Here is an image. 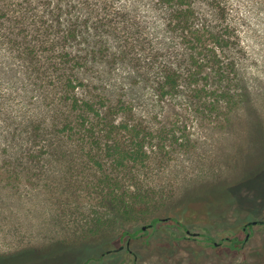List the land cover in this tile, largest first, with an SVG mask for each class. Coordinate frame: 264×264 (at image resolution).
I'll use <instances>...</instances> for the list:
<instances>
[{
	"label": "rangeland",
	"instance_id": "1",
	"mask_svg": "<svg viewBox=\"0 0 264 264\" xmlns=\"http://www.w3.org/2000/svg\"><path fill=\"white\" fill-rule=\"evenodd\" d=\"M192 1L230 41L215 68L202 66V95L190 88V52L158 0H116V24L74 45L90 52L78 63L82 93L105 101L103 110L125 103L150 134V156L126 166L107 153V139L58 131L69 108L50 45L35 55L0 34V264H264V224L244 229L264 219V0H223L227 19L212 0ZM165 64L185 72L176 95L157 89ZM227 88L235 102L226 93L210 105L213 90ZM110 178L119 192L126 182L150 190L148 208L128 215L110 205ZM234 236L241 247L219 243Z\"/></svg>",
	"mask_w": 264,
	"mask_h": 264
},
{
	"label": "trees",
	"instance_id": "2",
	"mask_svg": "<svg viewBox=\"0 0 264 264\" xmlns=\"http://www.w3.org/2000/svg\"><path fill=\"white\" fill-rule=\"evenodd\" d=\"M158 1L168 6L172 12L169 28L180 35L185 48L190 52L189 62L192 70L187 73L190 88L196 95H202L206 89L200 82L202 66L210 62L215 68L218 58L223 56L230 46V41L226 43L229 38L221 29L216 30L214 28L216 26L210 21L206 20L204 23L201 21L202 18L197 14L192 0ZM115 3L116 0H0V31L3 32L0 34L1 38L12 47L15 43L18 46L26 43V48L35 55L41 53V44L50 45L53 53L57 54L53 57L55 63L61 65L56 68L59 71L56 85L61 87L62 100L69 108L63 118L65 119L63 124H61L63 120L59 123L61 126L57 124L58 131L64 136L67 132L80 133L83 140L93 139L96 143L107 139V153L114 158L116 164L126 166L130 163H143L150 156L146 141L150 134L137 129L138 125L134 124L133 109H130L128 116L125 103L116 104L117 108L112 105L103 110L102 104L105 101L95 100L94 96H86L82 93L88 83L79 75L78 69L83 66H78V63L81 60H88L90 52L87 51L88 55L84 56L79 52L80 50L74 48L75 43H81L83 39L84 42L89 43L88 37L93 31L97 32L102 27L116 24L121 10ZM212 5L227 19L228 6L223 0H212ZM114 13L116 15L110 18ZM226 31L229 33L230 29ZM14 32L17 33L16 36H13ZM59 45L61 48L56 50ZM69 61H72L75 70H69ZM217 73L220 72L214 69V74ZM184 74L181 66L165 64L157 81L160 95L180 93ZM229 90V88L225 91L213 90L216 98H213L210 105L220 103L222 101L220 96L225 95ZM225 101L229 104L234 103L235 98L228 93ZM115 109L118 110L114 111ZM120 112L122 115L120 114L121 118H118ZM125 132L127 134H124ZM39 135H42V132ZM102 182L105 184L104 178ZM119 185L121 186L113 178H110L109 183L107 182L105 188L108 191L107 200L110 205H120L123 212L128 215L137 210V207L142 211L148 208V203L153 198L150 190L143 191L137 187L135 189L134 182H126L124 190L119 192ZM173 219L178 226L186 227L179 218ZM159 220V217L153 218L150 225H155ZM137 233H131V237L134 238ZM206 238L209 242L214 240L210 235ZM244 241L245 239L234 236L227 237L219 243L239 248Z\"/></svg>",
	"mask_w": 264,
	"mask_h": 264
},
{
	"label": "water",
	"instance_id": "3",
	"mask_svg": "<svg viewBox=\"0 0 264 264\" xmlns=\"http://www.w3.org/2000/svg\"><path fill=\"white\" fill-rule=\"evenodd\" d=\"M256 224H264V219H252L245 223L244 228L247 229L250 226L256 225ZM143 229H146V226L143 227ZM189 232V231H188ZM198 233H195L197 235Z\"/></svg>",
	"mask_w": 264,
	"mask_h": 264
},
{
	"label": "flooded vegetation",
	"instance_id": "4",
	"mask_svg": "<svg viewBox=\"0 0 264 264\" xmlns=\"http://www.w3.org/2000/svg\"><path fill=\"white\" fill-rule=\"evenodd\" d=\"M245 229V228H244Z\"/></svg>",
	"mask_w": 264,
	"mask_h": 264
}]
</instances>
